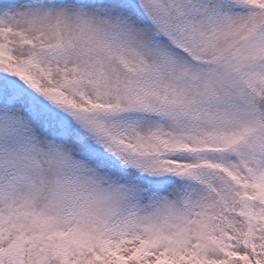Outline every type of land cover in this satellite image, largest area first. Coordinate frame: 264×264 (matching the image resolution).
I'll return each instance as SVG.
<instances>
[{
    "label": "snow or ice",
    "instance_id": "6c2138e0",
    "mask_svg": "<svg viewBox=\"0 0 264 264\" xmlns=\"http://www.w3.org/2000/svg\"><path fill=\"white\" fill-rule=\"evenodd\" d=\"M0 264H264V0H0Z\"/></svg>",
    "mask_w": 264,
    "mask_h": 264
}]
</instances>
